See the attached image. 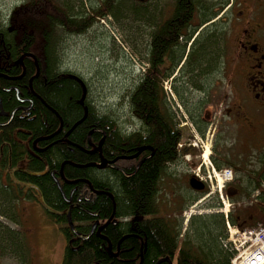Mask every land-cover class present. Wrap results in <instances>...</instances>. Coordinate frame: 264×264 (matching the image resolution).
<instances>
[{
    "label": "trees",
    "instance_id": "trees-1",
    "mask_svg": "<svg viewBox=\"0 0 264 264\" xmlns=\"http://www.w3.org/2000/svg\"><path fill=\"white\" fill-rule=\"evenodd\" d=\"M114 1L100 0L99 7L98 3H93V8L96 10H93L94 16H89L85 13L75 14L68 7L65 10L51 0H29L8 16L5 24L0 28V100L2 109L9 111L11 106L17 102L13 87H17L19 99L29 98L33 101V106L28 117L19 122L13 120L10 126L3 128L4 131L0 134V145L5 144V156H2L0 160L1 168L7 169V156L12 160L11 166L20 163L25 156L29 160L27 171L32 175L21 174L18 176V180L37 185L43 191L45 203L52 210L51 212L45 210V214L51 222L60 226L59 229L66 243L61 264H139L141 256V264H156L159 259H173V257L178 261V264H188L189 262L230 264V255L221 249L220 245L221 238L226 235L222 215L214 214L191 218L181 246H179V236L182 231L181 220L177 218L170 220L158 216V177L163 166L173 161L177 140V136L167 125L171 112L164 105L160 92L159 83L162 79L160 72H155V76L151 78L142 75L128 98L132 116L138 119L141 131L148 133H142L146 139L144 136L143 138L140 136L139 141V138L136 139V135L132 134L126 136L124 141V143H129L136 139L140 142L139 144H142V141L143 143L147 141L148 145L154 148L153 156L148 162L141 165L130 178L123 179L122 176H113L115 182L112 183H115L114 185L109 179L105 182L98 179L100 176L104 177L109 174L92 170L93 167H85L89 164V160H95V155L87 154V150L90 148L87 143L88 133H90L91 143L99 140L104 134V147L112 153L114 150L123 149V142L115 132L118 123L106 116L99 115L98 117L92 108L87 107V112H85L84 107L80 105L82 87L70 74L60 73L54 69L56 57L51 45V37L56 33L57 28L69 35H78L89 29L95 18L99 19L107 15L116 18L115 11L118 7L115 6ZM149 15L153 18V14L145 8L141 15L144 23H153ZM190 15L191 4L185 0H178L173 20L155 34L153 51L151 50L150 54L152 58L153 53L157 58L163 47L170 46L171 50L176 49L177 59L174 60V63L178 62L181 54L182 56L185 54L187 43L185 39L183 44L179 45L178 32L189 20ZM202 18L204 19V17ZM166 42H170L171 45L165 46ZM210 42L211 35H199L197 46L187 54V63L182 69L183 77L193 75L195 71L198 72L195 69L196 64H194L196 60H193V57L198 55L203 58V51L207 50V45ZM25 54H31L36 58L39 74L32 79L31 91L37 98L31 94L27 83L35 74V67L30 58L22 60L25 74L20 82L4 78L5 75L13 74V72L20 73V65L17 62ZM3 61L6 62L3 63ZM11 65L12 67L6 70ZM5 71H9V73ZM52 112L58 114L62 120L61 130L52 140L61 139L65 134L68 144L57 141L54 144L45 145L47 149L43 153H33L31 144L34 140L47 138L59 128V121ZM12 129H21L26 133L21 135L18 133L17 137H13ZM139 134L141 135V133ZM16 139H21L23 144H20ZM26 141H28V147L32 153H27ZM35 154H37V158L32 159ZM63 163L65 183H60V188L61 191H64L65 195L62 193L66 200L69 199L71 187L75 189L74 195L71 196V201L74 199L72 203L70 202L73 205L71 209H69L71 204H67L63 196H60L55 184V180L59 181L57 179L58 172ZM45 165H48L49 170L46 175H41ZM261 170L264 171V168ZM262 171L251 173L250 177L246 179V183H243L242 178L235 179L231 183L239 187L241 191L236 199L241 196L249 199L251 195H256V199L264 204V190L256 193L254 189L264 180ZM51 172L53 173L52 177ZM83 180L90 181L96 191L109 192L114 195V219L117 218L119 221L116 219L118 222L115 224H108L101 231V236L110 242L112 253L117 252L116 257H111L107 253V244L96 237V231L91 232V226L95 221H106L110 217L113 203L110 198L104 195L96 196L92 201H84V198L80 197L81 190L85 187ZM72 181H77V183L69 184ZM248 187L253 192H248ZM10 193H12L10 190L7 191L0 187V204L6 205L7 208L10 204ZM77 198L80 202H77ZM68 212H70L71 220L76 225L75 230L80 236L69 232L66 226ZM148 216L152 219L147 220ZM122 219L125 220L121 222ZM228 219L231 225L240 229L253 228L257 224V221H253L252 218V224H247L246 219L241 215L233 217L232 213L228 215ZM6 241L4 243L11 244L14 249L18 245L11 238ZM119 241V248L116 249ZM179 248H184L186 251L180 252Z\"/></svg>",
    "mask_w": 264,
    "mask_h": 264
},
{
    "label": "flooded vegetation",
    "instance_id": "flooded-vegetation-1",
    "mask_svg": "<svg viewBox=\"0 0 264 264\" xmlns=\"http://www.w3.org/2000/svg\"><path fill=\"white\" fill-rule=\"evenodd\" d=\"M156 1H161L158 6L157 13L155 6ZM185 1L191 4V15L186 24L182 26L178 32L179 45H182L185 39L187 40V43L185 45V54L183 56L181 54L177 63H174V60L176 61L177 59L175 52L176 49L171 50L172 48L168 46L170 42L165 43V46H168V48L163 47L159 57H154L153 53L152 58L150 54L151 50L153 51L152 47L156 38L155 34H157L160 29L166 26L167 23L171 22L175 17L178 0L146 1V5H148V11L153 14V23L148 22L145 28V77L151 78L155 76V72H160L162 76V79H160L159 83L161 90L160 92L163 96L164 105L171 112L169 114L170 118L167 121V125L169 126V129L172 131V133L177 136L174 147L175 154L173 156V161L168 162L165 166H163L158 177L157 195H159L164 190V185L170 194V197H168V202L162 201L163 204H167V207L163 206V210V207L161 206L158 216L160 218H168L170 220L176 219L172 216L174 214L173 211L176 208H179L183 205L185 207L187 206V204H183L185 202V198L182 199L176 196L179 194L173 190L174 183L172 181L175 180L174 177L179 176L177 175L178 173L186 175L184 177L185 185L187 187L186 190L188 191L187 193L192 195L189 199L190 202L188 203H192L199 195L202 194L212 195L215 192L218 193L221 191L220 193L222 196H225L226 193L231 200H234L235 195L241 192L239 187L232 184L227 186L224 185L222 189H219L213 185L209 179H211V175L214 171L221 170L225 168V166H228L235 172V178L233 179L235 180L238 179L237 173L242 170V162L248 164L251 162H256L257 169L255 171H262L261 169L264 168V0ZM202 17H204V19ZM211 30H214L217 36H220L218 42L219 52H217L218 64L215 70L213 71V69H210L203 71L201 64V60H203V58L199 57L194 62V64H196L195 69L198 70V72L195 71L193 75L183 77L184 73L182 74V69L187 63V54L193 47L197 46V39L199 35H209ZM231 48H233L234 51L232 55L228 56L225 51H229ZM206 53L207 50L204 49L203 54L205 55ZM31 60L36 72V58L35 62L33 59ZM225 61H228V69L226 71ZM5 62L6 61H3V63ZM17 63L20 65V73L16 74V72H13V74H7L8 76H4L6 79L20 82V80L23 78L25 74V71L23 70V63ZM10 67H12V65L8 66L6 70H9ZM220 71L222 74H220ZM5 72L9 73V71ZM231 72H234V75H230V91H228V94H226L225 91L220 90V84L218 81H225V74L229 75ZM185 77H188V79L185 80ZM197 77L200 78V84H195L192 82V80ZM75 81L81 86V83H79L77 80ZM27 83L29 82L27 81ZM163 85L168 86L165 87L168 88V96H166L164 92ZM13 89L17 102L11 106L9 111H4L2 109L0 100V134L4 131L3 128L10 126L13 120L18 122L22 121L21 119L28 117L30 115V111L32 110L33 101L29 98L19 99L17 87H13ZM29 91L33 95L30 89ZM33 96L36 97L35 94ZM170 96L172 99H175L174 107H172V104L168 100ZM215 99H217V101L216 103H213ZM212 103L221 107V110L218 111L219 121L216 122L217 124H213L210 118H206L209 117V115H212L207 112V107ZM80 105L84 107L85 112H87V107L92 108L93 110L92 104L89 103L86 95L84 101ZM182 109L184 111L181 114L180 110ZM130 112L132 113L131 109ZM178 112L181 114L182 118L177 117ZM53 114L58 119L60 125L62 120L60 119L59 115L57 114L59 117L58 118L55 113ZM96 115L99 117L98 114ZM133 117L135 118V116ZM204 117L206 118V121L202 120ZM136 120L138 122V128L131 131L127 129H119L120 127L116 126V135L123 142L122 145L124 146V148L120 151L114 150L112 153L106 150V147H104V134H102V137L99 140L92 142L89 145L90 148L87 150V154L90 156L95 155V160L91 159L88 162L89 164H93L92 167L94 169L92 170L109 174L104 177L100 176L98 179H102L104 182L109 179L112 183L113 181L115 182L113 176H122L123 179L130 178L139 170L141 165L148 162V160L153 156L154 148L151 145H148L147 141L143 143L141 140L142 144H139L140 142L136 141L137 138H139L140 141V136L142 138L144 136L146 139V136L144 134L142 135L143 132L148 134L147 131H141L139 125L140 123L138 119ZM56 132L52 134L54 136L50 139H48V137L52 135L47 136V138H37L34 140L31 144L33 153H43L47 149V144L51 145L57 141L68 144L67 136H64L65 134L62 135L61 139L57 138L52 140L59 134L60 131L57 134ZM18 133L21 135L25 134L26 132H23L21 129H12L13 137H17ZM139 133H141V135ZM132 134L136 135V139L129 143H124L126 136ZM16 140H18L20 144H23L21 139ZM100 142L101 145L98 150ZM25 143L27 153H32V150L28 147V141ZM243 143L253 145L254 148L247 147V151L244 152V155L241 157L231 156L230 152H225V148L228 149L232 146H238V144L242 145ZM4 145V143L0 145V160L2 156H5ZM206 151L208 153L205 157ZM251 153L256 157L255 159L250 157ZM26 158L27 157L25 156V158H22L20 163L16 164L15 166H11L12 160L9 156H7V169H2L0 165V187L7 191L12 190L10 191L12 193L9 194L10 201H13L18 196L20 198V196L26 195L28 198L34 200L33 202L45 206L44 209L51 212L52 210L49 209L45 203L43 191L37 187V185H32L31 183L27 182H20L18 180V176L21 174L24 175L28 173V175H32V173L27 171V163L29 160ZM33 158H37V154H35L32 159ZM205 159H211L210 170L204 167V165H206ZM48 170V165H45L44 171L41 173V175H46ZM262 173L264 174V171H262L261 174ZM59 178L60 177H57L59 180L57 181L59 182L58 185L56 183L55 184L60 196H62L64 191H61L60 183H63L64 180ZM190 179H194L201 185L200 191L195 192L190 190ZM243 183H246V179L244 178ZM112 184L114 185L115 183ZM84 186L85 187H83L81 190L82 194L80 195V197L82 196L84 198V201H92L96 196H99V194L97 195L92 193L87 185ZM254 189L257 193H259L261 190H264V180L261 181L256 188L254 187ZM248 192H253L250 187H248ZM74 193L75 189L71 187L69 190L70 200ZM102 193L103 194L100 195L107 196L112 201L111 203L114 204H112L111 212V214L113 213V219L110 223L118 222L119 219L116 218L118 221L114 219V195L109 192ZM183 195H185V193H183ZM208 196L209 195H207V197ZM77 202H80L78 198ZM72 206V204L69 206L70 209ZM146 219L150 220L152 217L148 216ZM107 220H109V218ZM107 220L102 222L95 221L98 222L97 228L104 226ZM124 220L125 219H122L120 221L123 222ZM105 227H103L102 230ZM185 232H187V228ZM76 234L79 235L78 233ZM5 236L6 235L3 234L2 237L5 238ZM184 238L185 234L183 240ZM119 245L120 241L117 243L116 249L119 248ZM179 249L180 252L186 251L184 248ZM168 259L170 260L171 264H178V261L175 260V257H173V259ZM163 264L168 263L163 262ZM188 264L196 263L189 262Z\"/></svg>",
    "mask_w": 264,
    "mask_h": 264
},
{
    "label": "rangeland",
    "instance_id": "rangeland-1",
    "mask_svg": "<svg viewBox=\"0 0 264 264\" xmlns=\"http://www.w3.org/2000/svg\"><path fill=\"white\" fill-rule=\"evenodd\" d=\"M28 1L0 0V28L17 7ZM51 1L65 10L67 7L71 8L75 14L82 15L85 13L94 16L93 10L96 9L93 8L92 4L96 2L99 7L100 0ZM160 3L161 1L155 3L156 13ZM114 4L118 7L115 11L116 18L111 15L99 19L95 18L92 26L85 33L69 35L60 28L56 29V33L51 37V45L56 57L54 69L60 73H68L80 78L85 84L88 94L86 98L92 104L94 112L100 116L113 119L121 129L131 131L138 128V122L130 112L128 98L139 82L141 69L144 68L147 23H144L141 15L145 8L148 9V5L139 0H115ZM149 16L151 17V15ZM209 35H211V42L207 45V55L205 54L201 60L203 71L210 69L214 71L218 64L217 52H219L220 36H217L214 30H211ZM233 51L234 49L231 48L225 53L230 56ZM198 58L199 56L196 55L193 60ZM227 62L225 61V71L228 69ZM220 74H222L221 71ZM230 75L233 76L234 72L229 75L225 74V81H218L220 90L225 91L226 94L230 91ZM187 79L188 77H185V80ZM199 80L200 78L197 77L192 82L200 84ZM168 100L174 107L175 99L170 96ZM216 101L217 99L213 103ZM213 103L207 107V112L212 115L206 118H210L213 124H217L216 122L219 121L218 111L221 110V107ZM183 111V109L180 110L181 114ZM181 114L178 112L177 117L182 118ZM206 118L204 117L202 120L206 121ZM247 147L254 148L253 145L243 143L228 149L225 148V152H230L231 156L241 157L247 151ZM250 157L256 158L252 153ZM207 159H205L206 165L204 167L210 170L211 159ZM241 168L242 170L237 173V177L248 179L250 174L257 169V163L242 162ZM223 169L231 170L233 179L235 178V172L230 167L225 166ZM177 175L179 176L174 177V181L170 180L174 183L173 190L179 194L176 196L185 198L183 204H187L186 207L183 205L176 208L172 215L173 218H178L182 223L179 246L191 218L210 216L225 210V208L227 209V207L233 217L241 215L246 219L247 224H252L251 218L253 221L256 220L258 224L264 223V205L256 199V195H251L249 199H245L243 196L238 199L235 198L233 201L228 199L227 202L225 193V196H222L224 207L219 203V195L216 192L212 195L207 194L208 197L204 194L199 195L194 202L188 203L192 195L186 190L184 179L186 175L179 173ZM212 184L215 185L213 180ZM168 197L170 194L164 185V190L157 196L159 209L161 206L167 207V204H163L162 201L168 202ZM33 201L28 199L26 195H22L20 198L18 196L10 201L8 208L0 204V264L62 263L66 243L59 231V225L49 221L45 214V206ZM218 203L221 209L216 206ZM3 234L6 235L5 238L2 237ZM9 238L18 244L15 249L11 244L3 242ZM221 249H223L222 246Z\"/></svg>",
    "mask_w": 264,
    "mask_h": 264
},
{
    "label": "built area",
    "instance_id": "built-area-1",
    "mask_svg": "<svg viewBox=\"0 0 264 264\" xmlns=\"http://www.w3.org/2000/svg\"><path fill=\"white\" fill-rule=\"evenodd\" d=\"M221 177L226 179L229 173L224 171ZM227 229L228 236L222 246L232 254L231 264H264V226L240 231L227 224Z\"/></svg>",
    "mask_w": 264,
    "mask_h": 264
},
{
    "label": "bare ground",
    "instance_id": "bare-ground-1",
    "mask_svg": "<svg viewBox=\"0 0 264 264\" xmlns=\"http://www.w3.org/2000/svg\"><path fill=\"white\" fill-rule=\"evenodd\" d=\"M147 1V0H146ZM146 1H144V2H146ZM87 31V30H86ZM85 31V32H86ZM84 32V33H85ZM25 55H27V54H25ZM31 55V54H30ZM23 56V55H22ZM21 56V57H22ZM33 56V55H32ZM19 58V61L18 62H22V60L23 59H25V58H30V59H33L32 57H27V56H25L24 58ZM35 58V57H34ZM21 59V60H20ZM34 60V62H35V59H33ZM143 66H144V68H142L141 69V75H140V78H139V80L141 79V77H142V75H143V77H145V71H146V65H145V62L143 63ZM24 70V69H23ZM38 74H39V70H38V67L36 66V72H35V75L29 80V83H28V87H29V89L31 90V82H32V79L33 78H36L37 76H38ZM71 77L74 79V80H77L79 83H81V87H82V94H81V99H80V101H81V103L80 104H82V102H83V100L85 99V95H88L87 94V89H86V87H85V84H84V82L80 79V78H78V77H76V76H73V75H71ZM5 78V77H4ZM138 84V83H137ZM163 89H164V92H165V94H166V96H168V88L166 89L165 88V86L163 85ZM170 93V92H169ZM56 114V113H55ZM56 116L58 117V115L56 114ZM59 118V117H58ZM61 127H62V122H60V125H59V129H58V131L56 132V134L60 131V129H61ZM119 129H121V128H119ZM54 135H52V136H50V137H48V139H50L51 137H53ZM87 143L90 145V133H88V135H87ZM100 145H101V142H100V144H99V146H98V150H99V147H100ZM207 151H206V153H205V157L207 156ZM90 165H92L93 166V164H90ZM51 175H53V173L51 172ZM59 177L62 179V180H64V177H63V174L62 173H60V171H59ZM191 180V179H190ZM83 182L85 183V185H91L90 184V182L89 181H86V180H83ZM55 183L58 185V182L55 180ZM77 183V181H72V182H69V184H76ZM218 183H219V186H221V179L220 178H218ZM219 190V189H218ZM221 192V191H220ZM93 193V192H92ZM94 194H103L102 192H98V191H94ZM62 196H63V194H62ZM65 200V202L68 204V203H70L71 202V200H70V198L68 199V200H66V199H64ZM69 209H70V207H69ZM69 213V212H68ZM67 213V214H68ZM109 219H113V213L111 214V216L109 217ZM108 221V220H107ZM95 224V223H94ZM93 224V225H94ZM93 227V226H92ZM101 232V231H100ZM96 237H98V238H100L101 240H103L104 242H106L107 243V251H108V249L109 248H111V245H110V243H109V241L105 238V237H103V236H101V234H99V236H97L96 235ZM141 251V250H140ZM108 253H109V251H108ZM141 256V255H140ZM142 261V259H141V257H140V262ZM140 262H139V264H140Z\"/></svg>",
    "mask_w": 264,
    "mask_h": 264
},
{
    "label": "water",
    "instance_id": "water-1",
    "mask_svg": "<svg viewBox=\"0 0 264 264\" xmlns=\"http://www.w3.org/2000/svg\"><path fill=\"white\" fill-rule=\"evenodd\" d=\"M139 1H140V2H144V1H146V0H139ZM25 56H27V57H32L33 59H35L34 56H32V55H30V54L23 55L21 58H24ZM20 60H21V59H20ZM83 101H84V100H83ZM34 144H35V143H34ZM63 166H64V163H63V164L61 165V167H60V170H59L60 173H63ZM85 167H92V165L87 164V166H85ZM189 185H190V188H192L194 191H200V190H201V185H200L198 182H196L194 179H191V180H190ZM87 186L89 187V190H91V191L94 193V189H93V187H92L91 185H87ZM63 198L65 199L64 196H63ZM67 219H68V226H69V228H70L71 230H73V224H72L71 219H70V212L67 214ZM111 221H112V219H109V220L104 224V226L99 227V228H97V226H98V222H95V224H94L93 227H92V231H91V232L93 233L94 231H96V235L99 236L100 231L102 230V228L105 227V226H107ZM114 224H115V222H114ZM96 229H97V230H96ZM108 251H109V254H110L111 257H116V256H117V252H116L115 254H113L112 251H111V248H109ZM141 258H142V256H141ZM163 262H167L168 264H171V263H170V260H169L168 258L161 259V260H159L156 264H161V263H163ZM140 264H141V262H140Z\"/></svg>",
    "mask_w": 264,
    "mask_h": 264
}]
</instances>
